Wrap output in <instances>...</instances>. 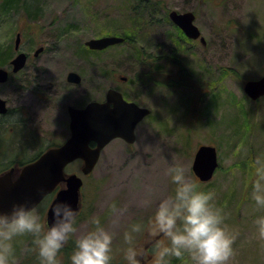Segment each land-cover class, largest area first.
Listing matches in <instances>:
<instances>
[{"label":"rangeland","instance_id":"374dc122","mask_svg":"<svg viewBox=\"0 0 264 264\" xmlns=\"http://www.w3.org/2000/svg\"><path fill=\"white\" fill-rule=\"evenodd\" d=\"M154 1L160 5L141 17L127 7L128 0H21L10 12L0 0V53L10 47L9 60L16 55L19 33L20 50L28 56L20 72L11 74L8 66L9 80L0 83L9 112L0 121V146L6 144L5 154L17 159L7 162L18 167V160H30L69 137L68 106L102 102L114 88L150 113L136 126L135 142H110L88 176L80 172L81 161L66 167V174L83 181L77 232L70 240L92 227L91 216H100L115 234L113 259L127 264L124 233L141 223L142 231L134 233L144 250L140 259L154 264L157 244L167 238L152 232L150 218L173 190L167 169L179 163L189 179L215 191L217 206L237 233L230 264H264V238L254 222L261 213L253 209L248 184L253 159L264 155V97L252 101L243 92L246 81L264 72V0ZM25 6L38 7V14L29 16ZM171 10L193 12L200 37L187 39L170 21ZM108 35L126 40L102 51L84 45ZM40 46L42 52L33 56ZM71 71L81 77L79 84L67 82ZM200 145L217 152L219 165L207 183L191 170ZM112 200L122 212L109 214ZM49 202L36 207L42 217ZM29 244L30 234L16 238L15 263ZM169 261L190 264L187 255Z\"/></svg>","mask_w":264,"mask_h":264},{"label":"clouds","instance_id":"9594fccd","mask_svg":"<svg viewBox=\"0 0 264 264\" xmlns=\"http://www.w3.org/2000/svg\"><path fill=\"white\" fill-rule=\"evenodd\" d=\"M167 174L173 190L159 201L150 218L152 232L167 238L166 243L158 242L154 264H170L171 256L186 255L190 264H230L237 233L217 206L215 191L204 190L189 179L182 164L171 165ZM248 184L253 209L261 213L254 222L259 236L264 238V155L253 159ZM47 207L52 213L51 223L34 206L23 202L14 203L8 211L0 210V264H15L16 238L25 234L31 235L33 247L29 251L37 253L40 264H61V250L77 232L79 211L65 201H52ZM108 211L115 215L123 208L112 200ZM89 223L92 227L75 238L71 264H112L115 234L104 226L100 216H91ZM142 227L141 223H133L124 233L127 264H142L144 250L134 235Z\"/></svg>","mask_w":264,"mask_h":264},{"label":"water","instance_id":"95a60500","mask_svg":"<svg viewBox=\"0 0 264 264\" xmlns=\"http://www.w3.org/2000/svg\"><path fill=\"white\" fill-rule=\"evenodd\" d=\"M168 17L187 39L196 40L200 37L201 33L194 24L193 12L171 10ZM20 41L18 33L14 41L15 51H19ZM123 42L124 38L121 36L108 35L90 39L84 45L89 50L102 51ZM42 50V47L37 48L33 55L38 56ZM26 61L27 55L18 52L10 61L11 74L21 71ZM8 76V70L0 68V83H5ZM66 80L79 84L81 77L71 71ZM243 92L252 101L264 97V72L259 79L246 81ZM7 111L6 101L0 97V114ZM67 112L70 133L62 144L47 149L17 172L11 168L0 174V210L8 211L14 203L20 202L36 208L60 185L62 187L56 191L52 201H65L79 210L83 181L76 173L66 174L65 168L80 160V172L82 176H88L97 165L102 150L110 142L115 139H122L128 144L135 142L136 126L150 113L148 108L125 100L123 95L113 88L106 91L102 102L90 101L82 108L68 106ZM218 165L216 148L200 145L194 154L191 170L201 183H207L213 178ZM46 220L48 223L53 222L49 208Z\"/></svg>","mask_w":264,"mask_h":264},{"label":"trees","instance_id":"16d2710c","mask_svg":"<svg viewBox=\"0 0 264 264\" xmlns=\"http://www.w3.org/2000/svg\"><path fill=\"white\" fill-rule=\"evenodd\" d=\"M127 4H128L127 7L135 10L138 13L137 15L143 17V16H146V13L150 14V12H152L154 9L153 7H155V6L157 7V5H160V2L154 1V0L153 1L152 0H128ZM20 5H21V0H3L1 7L6 9V11L10 12V11H13L14 9L18 8ZM30 9L31 8L29 6H25V11L29 16L32 15V13L34 15H37L39 12L38 7H35L33 10H30ZM165 14L167 15V12H165ZM120 36L124 38V41L126 40L125 36H122V35H120ZM10 55H11V48L10 47H8L5 52L0 53V67L6 66L4 64L9 60ZM8 114H9V112L1 115L0 121L3 119L5 120ZM7 133H8V130H5V132L3 133L5 138H7ZM0 147H2V152L0 153V173H3V172H5V171H7L13 167L12 163L7 162V161L10 160V158L14 160L15 157H9V156H7V154H5L4 150L6 148V144H3ZM44 151H40L37 155L33 156L30 160H27V161L18 160L19 161L18 167L24 166L25 164H27L31 161H34ZM15 160H17V159H15ZM18 167H14V168H18ZM31 240H32V237L30 235V244H29L27 252L25 253L22 260L18 263H15V264H40V260H39L37 253L34 250L29 251V249H32V247H33ZM155 242L156 241H154L148 247V249H150V247H153ZM73 247H74V241L69 240V242L66 244L65 248L61 250V255H60L61 264H71L70 255H71V251H72ZM112 264H117L116 260L112 259Z\"/></svg>","mask_w":264,"mask_h":264},{"label":"flooded vegetation","instance_id":"af4514ba","mask_svg":"<svg viewBox=\"0 0 264 264\" xmlns=\"http://www.w3.org/2000/svg\"><path fill=\"white\" fill-rule=\"evenodd\" d=\"M7 113V112H6ZM3 115V114H0V116ZM57 191V190H56ZM56 191H54L53 193H51L47 198H49L50 202L52 201V199L54 198L55 194H56ZM49 202V204H50Z\"/></svg>","mask_w":264,"mask_h":264}]
</instances>
